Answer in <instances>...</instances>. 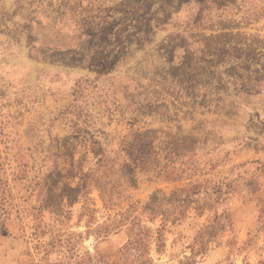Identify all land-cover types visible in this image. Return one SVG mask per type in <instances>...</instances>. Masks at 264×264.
Returning a JSON list of instances; mask_svg holds the SVG:
<instances>
[{"label": "rangeland", "instance_id": "374dc122", "mask_svg": "<svg viewBox=\"0 0 264 264\" xmlns=\"http://www.w3.org/2000/svg\"><path fill=\"white\" fill-rule=\"evenodd\" d=\"M0 264H264V0H0Z\"/></svg>", "mask_w": 264, "mask_h": 264}]
</instances>
